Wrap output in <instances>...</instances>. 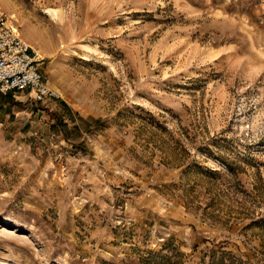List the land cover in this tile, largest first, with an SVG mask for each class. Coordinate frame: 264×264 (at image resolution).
I'll return each mask as SVG.
<instances>
[{
    "label": "rangeland",
    "instance_id": "obj_1",
    "mask_svg": "<svg viewBox=\"0 0 264 264\" xmlns=\"http://www.w3.org/2000/svg\"><path fill=\"white\" fill-rule=\"evenodd\" d=\"M0 7L63 95L0 92V264H264V0Z\"/></svg>",
    "mask_w": 264,
    "mask_h": 264
},
{
    "label": "built area",
    "instance_id": "obj_2",
    "mask_svg": "<svg viewBox=\"0 0 264 264\" xmlns=\"http://www.w3.org/2000/svg\"><path fill=\"white\" fill-rule=\"evenodd\" d=\"M16 28L0 7V92L27 91L37 101L59 97L42 71L43 57Z\"/></svg>",
    "mask_w": 264,
    "mask_h": 264
},
{
    "label": "bare ground",
    "instance_id": "obj_3",
    "mask_svg": "<svg viewBox=\"0 0 264 264\" xmlns=\"http://www.w3.org/2000/svg\"><path fill=\"white\" fill-rule=\"evenodd\" d=\"M50 11V13L52 12L54 15H58L57 14V12L55 11V10H49ZM11 21H12V23H13V19H11ZM14 28H16L15 26H14ZM16 30H17V28H16ZM19 31V30H18ZM20 33V32H19ZM21 34V33H20ZM23 37V36H22ZM24 38V37H23ZM25 39V38H24ZM26 40V39H25ZM32 44V43H31ZM34 44V43H33ZM32 44V45H33ZM38 44V43H37ZM33 47L36 49V51L38 52V54H39V56L40 57H43V48L41 47V46H35V45H33ZM44 58V57H43ZM58 92V94L60 95V96H63V95H61L60 93H59V91H57Z\"/></svg>",
    "mask_w": 264,
    "mask_h": 264
},
{
    "label": "trees",
    "instance_id": "obj_4",
    "mask_svg": "<svg viewBox=\"0 0 264 264\" xmlns=\"http://www.w3.org/2000/svg\"><path fill=\"white\" fill-rule=\"evenodd\" d=\"M9 94V93H8Z\"/></svg>",
    "mask_w": 264,
    "mask_h": 264
}]
</instances>
